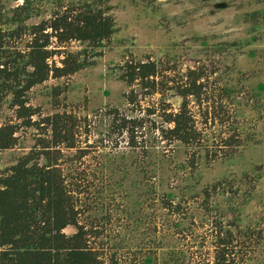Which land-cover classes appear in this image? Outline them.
Masks as SVG:
<instances>
[{"label": "rangeland", "instance_id": "obj_1", "mask_svg": "<svg viewBox=\"0 0 264 264\" xmlns=\"http://www.w3.org/2000/svg\"><path fill=\"white\" fill-rule=\"evenodd\" d=\"M2 1L8 7L22 3ZM55 2L38 0L44 14L29 23L49 16ZM108 5L117 32L98 49L102 55L96 64L68 78H51L30 93V104L43 116L68 112L81 123L78 147L64 149L63 167L87 175L86 218L101 221L96 246L107 264L113 259L118 264H214L217 242L229 230L236 264H264V177L255 184L246 178L264 162V19L254 29L247 16L264 10V0H109ZM231 42L245 43L233 47ZM85 46L73 41L68 49ZM61 58L55 56L58 64ZM130 60H154L169 68L165 80L180 82L191 68L218 70L203 80L202 102L190 98L201 145L166 139L158 129L169 126L166 112L182 105L174 89L140 94L138 104L129 103L126 94L132 88L142 91L120 79V66ZM54 86L64 92L58 98ZM227 86L244 92L225 97ZM115 111L144 122L136 128V146L129 132L114 131ZM8 122L17 117L6 103L0 127ZM235 130L242 145L225 147ZM38 132L22 128L19 144L0 152V169L30 152ZM81 150L87 153L78 159ZM168 202L180 204L179 209Z\"/></svg>", "mask_w": 264, "mask_h": 264}, {"label": "trees", "instance_id": "obj_2", "mask_svg": "<svg viewBox=\"0 0 264 264\" xmlns=\"http://www.w3.org/2000/svg\"><path fill=\"white\" fill-rule=\"evenodd\" d=\"M37 1L22 0V3L8 7L0 0V109L9 103L17 117V122L0 127V152L19 144L18 132L22 128L39 131L30 152L15 164L0 169V264H107L104 253L96 246V239L101 236L98 228L101 221L86 218L90 207L86 204L85 193L91 186L86 184L87 175L67 172L63 167L64 149L78 147L81 123L77 116L68 112L43 116L39 108L30 104V93L51 78H68L95 65L96 58L102 55L98 49L117 32L116 19L110 13L109 0H56L49 16L38 23H29L33 17L44 14ZM247 16L257 29L259 20L264 19V10ZM252 39L257 40V36ZM73 41L86 46L71 51L68 46ZM244 43L229 44L239 47ZM57 55L62 56L61 64L55 60ZM168 70L154 60H130L122 64L120 79L129 86L138 84L142 90L138 92L132 88L126 97L129 103L138 104L140 94L147 96L161 91L165 94L174 89L183 98L182 105L176 112H166L164 121L169 126L158 129L166 139L188 146L201 145L203 135L190 106V98L202 102L206 86L203 80L218 70L208 72L205 68H191L181 82L165 80ZM171 82L173 84L169 86ZM260 87L264 88V84ZM52 90L55 98L64 93L60 86H54ZM223 91L228 98H239L244 92L233 86H227ZM252 95L259 102V95ZM113 125L119 134L129 132L131 145H137L135 131L144 125L142 119L121 116L115 111ZM241 137L235 130L223 144L231 148L241 146ZM86 153L81 150L78 159ZM193 165H196L195 161ZM263 177L264 162L255 168L253 177L246 176L251 184ZM167 206L179 209L180 204L168 202ZM83 218L87 220L84 222ZM69 226L76 227L77 231L67 233L65 230ZM227 231L217 242L214 264H236L230 249L232 232ZM147 261L152 258L147 257ZM110 264L118 262L113 259Z\"/></svg>", "mask_w": 264, "mask_h": 264}]
</instances>
